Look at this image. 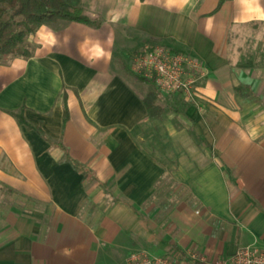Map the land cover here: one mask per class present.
Returning <instances> with one entry per match:
<instances>
[{"label": "crops", "instance_id": "1", "mask_svg": "<svg viewBox=\"0 0 264 264\" xmlns=\"http://www.w3.org/2000/svg\"><path fill=\"white\" fill-rule=\"evenodd\" d=\"M219 1L80 0L94 24H45L0 63V264H124L135 235L264 247V0ZM146 43L204 62L195 102L133 71ZM214 223L225 250L203 255Z\"/></svg>", "mask_w": 264, "mask_h": 264}, {"label": "built area", "instance_id": "2", "mask_svg": "<svg viewBox=\"0 0 264 264\" xmlns=\"http://www.w3.org/2000/svg\"><path fill=\"white\" fill-rule=\"evenodd\" d=\"M132 69L143 79L153 82L159 96L181 95L195 102L197 87L208 76L204 62L188 52H173L168 46L146 43L134 55ZM124 264H264V247L247 245L227 257L208 260L198 252L173 250L154 255L146 250L132 251Z\"/></svg>", "mask_w": 264, "mask_h": 264}, {"label": "trees", "instance_id": "3", "mask_svg": "<svg viewBox=\"0 0 264 264\" xmlns=\"http://www.w3.org/2000/svg\"><path fill=\"white\" fill-rule=\"evenodd\" d=\"M225 1L227 0H220L218 8ZM59 22L94 24L80 9V0H0V63L9 56L29 58L32 55L30 36L45 24ZM144 103L150 118L161 117L163 110L157 103L156 92H150ZM68 117L66 107L65 121ZM17 118L20 124L31 126L23 114L18 113Z\"/></svg>", "mask_w": 264, "mask_h": 264}, {"label": "rangeland", "instance_id": "4", "mask_svg": "<svg viewBox=\"0 0 264 264\" xmlns=\"http://www.w3.org/2000/svg\"><path fill=\"white\" fill-rule=\"evenodd\" d=\"M245 41L246 40L242 38L241 45H243ZM249 48L253 52L256 51L254 53L256 54L257 59H261V60L264 59L263 44L260 45L258 44V42L256 43V45L250 43ZM249 48L247 47L246 50ZM215 224L216 223H214L212 226V228L214 227V229H211L209 233H205L206 236L204 237L203 244L200 245L201 246L200 251L203 255L210 254V256H220L219 254H221L225 250L224 246L226 242L222 238H220V236H218V230L216 229ZM131 247H135V249L137 250H146L154 255L165 254L163 244L159 245L158 243L153 242L151 238H149V236L148 237L146 236L144 238L142 236L138 237V235H135V241L131 242L129 240V242H127V244L123 248L118 249V254L114 255L112 258L113 261H117L123 258V256H125V254L129 252V249H131Z\"/></svg>", "mask_w": 264, "mask_h": 264}]
</instances>
